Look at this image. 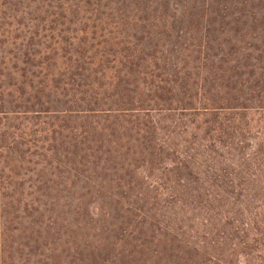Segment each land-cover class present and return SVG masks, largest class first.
<instances>
[{"label":"trees","instance_id":"1","mask_svg":"<svg viewBox=\"0 0 264 264\" xmlns=\"http://www.w3.org/2000/svg\"><path fill=\"white\" fill-rule=\"evenodd\" d=\"M0 264H264V0H0Z\"/></svg>","mask_w":264,"mask_h":264}]
</instances>
